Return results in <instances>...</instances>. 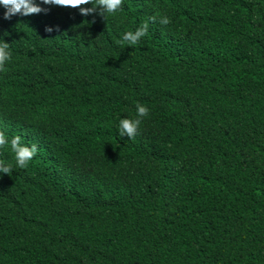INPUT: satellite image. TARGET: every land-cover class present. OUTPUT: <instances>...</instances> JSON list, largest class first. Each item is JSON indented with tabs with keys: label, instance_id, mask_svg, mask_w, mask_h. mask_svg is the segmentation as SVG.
Here are the masks:
<instances>
[{
	"label": "trees",
	"instance_id": "16d2710c",
	"mask_svg": "<svg viewBox=\"0 0 264 264\" xmlns=\"http://www.w3.org/2000/svg\"><path fill=\"white\" fill-rule=\"evenodd\" d=\"M41 6H0V131L38 149L0 148V264H264V0Z\"/></svg>",
	"mask_w": 264,
	"mask_h": 264
},
{
	"label": "clouds",
	"instance_id": "9594fccd",
	"mask_svg": "<svg viewBox=\"0 0 264 264\" xmlns=\"http://www.w3.org/2000/svg\"><path fill=\"white\" fill-rule=\"evenodd\" d=\"M71 6L78 7L82 15H88L98 12L99 15L107 19V17H115L119 13L123 0H41L37 3L36 0H0V6H3L6 11L4 12V19H11L14 15L29 16L31 14H39L47 9L41 6ZM91 5L90 7H83ZM157 18L150 16L148 20L143 21L134 31H124L120 37V42L127 46H136L143 37L148 34L150 24L156 23ZM170 17L162 15L159 17V23L162 25L169 24ZM46 31L51 32V26L46 28ZM12 59L10 44L6 42L3 37H0V73L7 71V64ZM136 118L129 119L121 117L117 124V132L120 138L127 136L130 140L134 139L142 119L148 117L149 108L142 103L137 102L135 105ZM8 146L13 159L15 167L25 169L37 155V145L35 143L26 144L22 141L20 135H14L9 140L7 133L0 131V148ZM12 165L0 163V176L10 174L12 172Z\"/></svg>",
	"mask_w": 264,
	"mask_h": 264
}]
</instances>
